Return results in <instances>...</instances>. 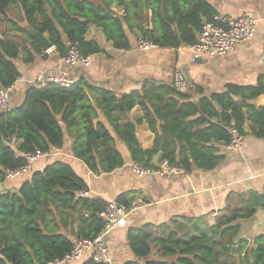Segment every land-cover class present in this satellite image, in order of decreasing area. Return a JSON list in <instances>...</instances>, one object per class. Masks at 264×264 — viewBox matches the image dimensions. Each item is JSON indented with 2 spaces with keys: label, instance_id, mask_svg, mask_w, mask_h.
Wrapping results in <instances>:
<instances>
[{
  "label": "trees",
  "instance_id": "obj_1",
  "mask_svg": "<svg viewBox=\"0 0 264 264\" xmlns=\"http://www.w3.org/2000/svg\"><path fill=\"white\" fill-rule=\"evenodd\" d=\"M0 0V15L10 5H18L26 22L37 32L46 35L61 58L70 45H76L83 56L101 52L94 40H86L90 26L102 28L107 41L116 49H128L129 41L123 22L132 29L129 19L142 20V0ZM151 12L152 29L135 25L142 41L160 48H178L196 43V32L214 16L211 6L201 0H145ZM124 9L121 19L113 15L110 6ZM186 10H183V6ZM147 15V12H145ZM176 20V29L170 24ZM25 33L24 29L19 28ZM26 34V33H25ZM23 47L22 61L31 64L36 58L45 59L41 45L32 37ZM18 47L13 41L0 37V86L11 87L20 73L14 64ZM98 94L94 103L87 93ZM183 90L171 85L146 81L141 92H132L120 100L111 92L92 87L84 79L69 88L54 84L26 89L23 103L0 113V182L7 171L27 164L23 154L49 153L62 148L65 133L73 139L74 157L94 174L110 173L123 164L114 149L110 133L101 124H94L96 108L103 109L113 130L126 144L132 162L156 168L153 158L190 171L198 167L212 169L221 157L215 155L211 143H227L226 127L234 126L242 133L246 120L252 123L255 137L264 136V110L246 105L247 100L264 95V80L256 86H229L224 93L190 100ZM235 97L240 99L235 100ZM130 110L138 105L143 116L134 122L118 123L124 116L118 106ZM247 111L244 112V108ZM115 114V115H114ZM145 120L154 134L153 147L143 150L136 139L135 127ZM13 141H19L14 149ZM87 189L86 184L67 164L55 162L43 171L32 174L15 192L0 194V264H49L68 253L73 242L65 235L47 234L41 225L51 206L77 211L78 238L93 239L100 234L103 220L98 216L106 206L101 199L78 198L76 193ZM117 201L128 207L127 195ZM86 214L88 216H86ZM246 217V215H245ZM231 217L211 227L201 219L176 217L158 226L144 225L127 232L130 249L136 261L125 264H264V237L255 250L233 255L239 232ZM238 247L243 248L239 241ZM154 252V256H152ZM80 264H97L91 258Z\"/></svg>",
  "mask_w": 264,
  "mask_h": 264
},
{
  "label": "crops",
  "instance_id": "obj_2",
  "mask_svg": "<svg viewBox=\"0 0 264 264\" xmlns=\"http://www.w3.org/2000/svg\"><path fill=\"white\" fill-rule=\"evenodd\" d=\"M86 1L102 7L100 2ZM201 1L209 4L215 14L231 17L248 14L255 18L257 28L254 38L247 43L238 44L233 52L213 59L194 58L190 46L154 47L145 50L139 46L142 38L135 25L152 29L151 12L147 9V15L143 10L142 20L133 17L129 19L130 24H133L132 29L123 22L124 33L130 45L128 49L114 48L112 42L106 40L102 28L90 26L85 39L94 40L101 52L89 56L88 67L63 64L53 45L47 50L42 48L45 59L36 58L33 63L25 64L21 53L23 47L29 43L28 37H31L26 29L36 30L26 22L18 5H10L6 14L0 15V37L13 41L18 47V57L13 62L20 76L12 85L10 107L17 108L23 103L26 89L36 86L38 75L54 74L59 70L69 73L74 82L84 79L94 88L111 92L118 100L132 92H141L146 81L170 86L175 72L186 76L189 85L182 92L194 101L224 93L229 86H256L259 81L264 80V0ZM186 9L184 5L183 10ZM110 10L116 17L122 19L125 16L124 9L115 4L110 6ZM18 27L24 29L26 34L20 32ZM170 27L176 29V20L172 21ZM195 34L197 39L199 32ZM46 39L48 40L47 37ZM86 93L92 103L99 98L98 94L88 91ZM238 99L240 98L235 97V100ZM245 103L254 109L264 110V95ZM121 110L124 116L116 113L120 124L125 121L134 122L143 116L138 105L130 110L122 106ZM96 111L94 124H101L110 133L114 149L124 161L120 168L110 173H92L82 161L74 157L71 149L73 139L65 133L62 148H53L47 156L36 159L27 175L25 173L22 177L6 178L4 182H0V194L19 190L24 182L30 180L33 173L43 171L55 162H61L70 166L86 184L90 191L88 198L101 199L107 203L111 200L117 201L123 194L127 195L129 213L126 224L114 228L106 237L111 264L138 260L130 249L127 239L129 230L148 224L158 226L176 217L201 219L204 227H211L220 221L235 217L231 225H237L239 228L235 240L236 253L243 256L247 251L255 250L259 239L264 237V136H254L249 120L243 125L244 143L239 152H226L223 142L210 144L214 147L215 155L221 157L214 168L204 169L194 163L190 171L181 175L152 174L137 177L130 170L132 160L128 147L113 130L103 109L98 107ZM243 111L246 112L247 107ZM135 136L143 150L153 147L154 134L145 120L136 125ZM18 143L19 141H13L11 146L15 149ZM58 208L59 210H56L51 206L52 212L47 214L41 227L47 234L65 235L74 244L79 239L77 211L68 213V210ZM239 241L243 242L241 252ZM152 256L155 257L154 252ZM89 257L86 255L80 262L71 264H80Z\"/></svg>",
  "mask_w": 264,
  "mask_h": 264
},
{
  "label": "built area",
  "instance_id": "obj_3",
  "mask_svg": "<svg viewBox=\"0 0 264 264\" xmlns=\"http://www.w3.org/2000/svg\"><path fill=\"white\" fill-rule=\"evenodd\" d=\"M256 28L257 20L248 14H242L238 17L214 14L210 21L203 23L196 43L190 46L193 51V57L213 59L227 55L233 52L238 44L251 41L256 34ZM139 46L145 50L156 47L147 41H141ZM61 62L71 67H88L90 65V57L81 55L76 45H70L66 55L61 57ZM35 84L36 86L54 84L61 88H69L74 84V79L66 71L59 70L54 74L38 75ZM188 85V80L183 73H174L171 82L173 88L176 90H184ZM11 89L12 86L9 88H2L0 86V113L8 111L11 108ZM226 129L229 140L224 144L225 151L228 153L239 152L244 143L243 134L233 124H229ZM21 155L26 158L27 164L16 170L7 171V178L24 175L29 171L31 164L36 159L45 157L48 153L37 151L35 154L22 153ZM130 170L137 177L152 174L174 176L186 173L183 168L170 165L166 161H159V166H156V168L146 167L140 163L132 162L130 164ZM76 196L78 198H88L90 197V191L88 189H81L76 193ZM262 205L264 207V190L262 192ZM128 213L129 208L126 205L116 200L108 201L104 209L98 214L104 222L100 234L93 239L79 238L68 253L64 254L62 258L53 260L49 264L80 262L86 255H89V258L94 263L111 264V253L106 244V237L114 228L125 226ZM86 216L88 215L86 214Z\"/></svg>",
  "mask_w": 264,
  "mask_h": 264
},
{
  "label": "water",
  "instance_id": "obj_4",
  "mask_svg": "<svg viewBox=\"0 0 264 264\" xmlns=\"http://www.w3.org/2000/svg\"><path fill=\"white\" fill-rule=\"evenodd\" d=\"M141 3H142L143 10L146 12L147 11L146 1L145 0H142ZM26 30H27V33L32 38L36 39L41 44V46H42V48L44 50H47L48 48H50L52 46V44L50 42H48V40L46 39V37H44L41 33L37 32V31L30 30L29 28H27ZM118 106L122 109L121 103H118ZM123 111H124V109H123ZM158 157H159V153L154 158V164L156 166H159ZM231 253L233 255H236L237 254L235 247H232L231 248Z\"/></svg>",
  "mask_w": 264,
  "mask_h": 264
},
{
  "label": "rangeland",
  "instance_id": "obj_5",
  "mask_svg": "<svg viewBox=\"0 0 264 264\" xmlns=\"http://www.w3.org/2000/svg\"><path fill=\"white\" fill-rule=\"evenodd\" d=\"M12 94V93H11ZM11 94H10V97H11ZM30 171V170H29ZM28 173V172H27ZM27 173L25 175H27ZM19 177H22V176H19Z\"/></svg>",
  "mask_w": 264,
  "mask_h": 264
}]
</instances>
